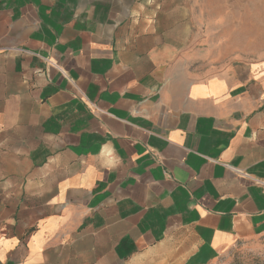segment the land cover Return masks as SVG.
<instances>
[{"label":"crops","instance_id":"1","mask_svg":"<svg viewBox=\"0 0 264 264\" xmlns=\"http://www.w3.org/2000/svg\"><path fill=\"white\" fill-rule=\"evenodd\" d=\"M190 1L0 0V264H214L264 237V65L189 69Z\"/></svg>","mask_w":264,"mask_h":264},{"label":"rangeland","instance_id":"2","mask_svg":"<svg viewBox=\"0 0 264 264\" xmlns=\"http://www.w3.org/2000/svg\"><path fill=\"white\" fill-rule=\"evenodd\" d=\"M181 7L187 5L181 3ZM188 11L191 19L179 21L181 34L177 37L199 43L198 47H180L193 49L184 53L191 60L189 69L199 62L213 71L264 65V0H191ZM187 27L193 30L191 36L184 34ZM214 264H264V237L237 245Z\"/></svg>","mask_w":264,"mask_h":264}]
</instances>
